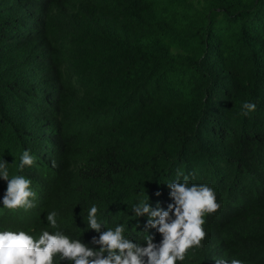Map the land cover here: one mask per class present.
Returning <instances> with one entry per match:
<instances>
[{
	"label": "trees",
	"instance_id": "1",
	"mask_svg": "<svg viewBox=\"0 0 264 264\" xmlns=\"http://www.w3.org/2000/svg\"><path fill=\"white\" fill-rule=\"evenodd\" d=\"M243 101L255 111L243 115ZM24 149L37 207L0 210V229L39 231L56 210L89 243L96 233L80 228L96 203L143 243L146 217L131 204L147 195L166 208L183 173L220 207L182 264H264V0H0L10 172Z\"/></svg>",
	"mask_w": 264,
	"mask_h": 264
},
{
	"label": "clouds",
	"instance_id": "2",
	"mask_svg": "<svg viewBox=\"0 0 264 264\" xmlns=\"http://www.w3.org/2000/svg\"><path fill=\"white\" fill-rule=\"evenodd\" d=\"M240 107L242 114L248 115L255 111L256 104L243 101ZM35 161L31 150L24 149L15 164V172H10L13 161L9 164L0 158V180L6 182L0 196V210L28 212L37 207L38 196L32 180L20 174ZM166 185L171 200L166 208L159 202L152 206L147 195L131 204L130 215L146 217L144 229L138 232L143 234V243L126 235L124 222L108 226L100 214L101 208L92 203L84 217V228H80L96 233L89 243L71 235L67 230L71 221L52 210L43 214V219L40 216L45 226L39 231L35 227L0 229V264H182L189 250L203 247L205 215L215 212L220 204L213 187L206 182L190 183L183 173H178L177 179ZM155 195L159 196V192ZM149 229L159 234L158 242L148 234ZM213 261L214 264H245L237 257L220 256Z\"/></svg>",
	"mask_w": 264,
	"mask_h": 264
}]
</instances>
